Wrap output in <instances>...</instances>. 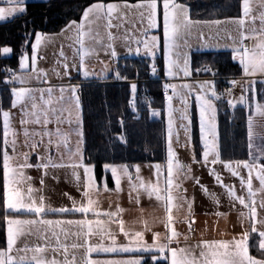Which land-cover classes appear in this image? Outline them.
<instances>
[{
	"label": "snow or ice",
	"instance_id": "6c2138e0",
	"mask_svg": "<svg viewBox=\"0 0 264 264\" xmlns=\"http://www.w3.org/2000/svg\"><path fill=\"white\" fill-rule=\"evenodd\" d=\"M7 7H0V22L9 18H15L23 15L27 11L26 0H7ZM242 16L239 18H228L225 20L215 19L211 21H193L189 16V9L177 0H162V25H163V46L165 60V74L170 77H177L182 74L183 77H190L192 69L190 67V58L182 55L179 51L181 40L191 34V31L197 25L217 26L235 25L236 36L228 33L232 40V60L237 61L242 70L241 84L242 94L238 99H229V107L235 109L238 104L250 110L247 118L248 123V159L228 160L221 158L218 144L217 132V107L214 100L221 99V95L215 90L214 82H197L199 92L195 95V101L199 110V129L200 141L202 144V158L197 160L195 148H192L191 156L193 163L200 164L209 168V175L213 176L215 181L225 188L230 200L238 202L243 208L247 209V214L240 213L241 224L247 219L251 224V229L244 230L239 238L233 236L232 239H201L195 246H179V233L175 228L174 210L179 211L184 205L187 206V216L185 222H189V230H192V204L185 195L186 189L183 187L186 180H194L200 184L199 177L192 174L190 165L180 161L178 153L174 149V142L179 143V132L176 128V119L174 113L178 111L172 105L173 97L180 95L177 92V85L165 84V90L171 89L172 95H167V137H166V157L163 162H157L148 165L154 169L152 175L154 179H145L141 175L140 165H134L135 172L130 171L128 165H105V170L110 171L111 180L114 182V188L109 189L107 178L100 184L94 175V167L84 163L82 150L83 131L82 119L79 115L80 100L77 95V85H60L59 101L64 100V93L70 92L71 99L75 102L77 109L76 131L77 139L73 148L68 133L61 132L57 127L53 132L49 130L48 125L55 122L57 125L62 123H72L71 111L67 108L59 110L51 108L53 103L52 96L54 86L31 87L28 86L32 81L38 85L47 84V72L38 67V61L44 59L41 55V49L54 39V35H64L71 33L66 39L70 41L68 47L73 48V55L79 57V71L85 78L90 73L86 67L85 61L91 56H96L98 50H103L106 55L112 59L117 58L118 53L113 42L117 37L111 32L112 28L119 29L122 23L113 24V20L126 21L129 13L135 14L141 23L147 20L149 29L157 28L158 22V0H138L136 3L123 2H105V0H96V2L87 6L79 21L71 20L61 29L59 34L50 36L42 32L35 33V41L31 44V56L25 51L20 56L19 69L21 73L5 69L9 77L4 81L11 85V109L20 110L21 131H17L12 126L11 110H4L0 107V116L3 120L2 142H0V166H2V205L3 221L6 224L5 247H0V264H145L142 259H93V253H148L151 255L152 264H264V219H258L259 209H264V199L257 200V195L264 194V146L257 148L253 144V115L251 109L254 107L255 113L264 117V0H242ZM259 21V26H257ZM250 25V26H249ZM103 30V31H102ZM203 33H201V37ZM125 46L132 51L129 38L124 37ZM27 43V40H26ZM137 47L136 54L140 53L139 45H143L144 50L155 56V50L160 47V38L151 36L150 40H135ZM0 52L9 54L12 49L3 47ZM62 58V65L65 69L64 75L69 76L70 68L67 63L68 58L63 51V45L59 52ZM76 67L75 64L72 65ZM157 71L155 64L152 66V72ZM195 71L212 72L210 67L197 68ZM59 77V72L56 73ZM120 78L119 72L116 73ZM215 76L216 73L212 72ZM69 78H71L69 76ZM233 87L240 84L239 80L229 81ZM261 85L260 93H257L256 85ZM19 85L18 87L15 85ZM187 90L191 95L193 86L184 83L180 86ZM136 85H132V91L135 93ZM229 97L232 96V90L226 89ZM210 93V95H209ZM249 93L251 94L249 96ZM47 94V99H45ZM180 102L184 106L180 111L179 119L185 123L180 124V128L185 133V144L187 147L192 142L191 124L189 115L190 105L185 96L180 95ZM45 106V107H42ZM134 107V104H133ZM68 112V117L63 116ZM51 113V115H50ZM153 115H159L153 111ZM121 123H123L121 121ZM30 125L39 126V130L31 128ZM23 135L22 146L28 151L18 152L21 147L19 136ZM53 137H56L54 140ZM47 138V139H45ZM124 137H121L123 140ZM63 148V151L61 149ZM40 149H43L41 153ZM53 152L55 155H53ZM35 154L38 162H31L32 155ZM220 164L231 173L238 177L241 189L246 191L245 195H238L234 185H225L220 173L215 165ZM43 170L40 178L41 185L44 184V177L49 174L50 169L70 168L75 178L78 190L81 185L82 199L72 200L73 206L51 207L45 203V197L38 195L41 189L32 186V178L25 174L29 168ZM79 169L83 170V177ZM241 169L246 170V178L241 174ZM127 180L129 186V199L134 198L135 203L140 205L141 198L146 197L149 201L153 199L163 208L165 215L163 217H153L152 222L141 217L143 225L142 230L126 229L125 221L120 218V214L125 209L117 205L115 211L99 210L100 201L98 197L104 192L114 191L119 194L123 191V181ZM254 180L258 182L259 187L254 188ZM201 190L215 198V194L209 193L205 185L200 184ZM133 193L135 196L133 197ZM144 210L141 209V212ZM81 214L80 219H47L50 214ZM91 214L94 218H89ZM217 216H224V213H215ZM32 217V218H21ZM103 217V219L101 218ZM117 223L119 232L128 240L127 244L120 245L117 241V235L111 230L110 225ZM159 223L165 228L162 234L153 231L154 226ZM258 225L260 226L258 228ZM64 226H74L75 231L66 230ZM151 232L152 243L149 244L145 239L146 233ZM253 234L258 237L257 251L259 257L250 254L249 240ZM75 236L76 242L70 245L65 241L69 236ZM36 236L38 240L44 241L43 244L29 245L27 242L22 247L18 242L22 238ZM61 236L64 239H61ZM98 237L100 242L92 243L91 238ZM190 237L185 235L187 241ZM82 239V243L79 241ZM110 240V245L105 246L103 241ZM55 241L53 245L51 242ZM176 245V246H173ZM71 249H84V255L80 261H77L75 253H69ZM198 250V251H197ZM51 251L52 257L49 258L46 253ZM29 253L31 255H29ZM62 255L63 259L57 258ZM71 256V258H69Z\"/></svg>",
	"mask_w": 264,
	"mask_h": 264
},
{
	"label": "trees",
	"instance_id": "16d2710c",
	"mask_svg": "<svg viewBox=\"0 0 264 264\" xmlns=\"http://www.w3.org/2000/svg\"><path fill=\"white\" fill-rule=\"evenodd\" d=\"M96 0H45L26 3L27 11L6 21L0 22V49L9 47V57H0V77L7 79L5 69L19 72V60L23 52L31 54V44L35 33L57 34L69 21H79L83 10ZM105 2H123V0H105ZM136 3L138 0H127ZM189 9L194 21H211L239 18L242 0H177ZM162 3V0H158ZM27 40V43H26ZM158 69L157 81L150 80L152 66ZM210 67L217 78V88L239 78L242 70L232 60L228 51L195 52L192 67L195 77L200 76L197 68ZM117 75H110L104 81L92 79L83 81L79 88L84 132V159L95 167L97 181L105 177V165H141L163 162L166 157V121L163 94V60L136 57L120 58L116 68ZM135 82L137 92L132 93L131 83ZM151 98V110L143 103V94ZM134 99V100H133ZM11 93L9 87L0 90L1 107L9 110ZM134 104V107H133ZM160 111V118H153L152 111ZM248 112L244 107L231 108L227 102L218 106V128L221 158L228 160L248 159ZM121 121L123 123H121ZM121 137H124L121 140ZM193 147L197 160L201 159L197 119H193ZM108 185L113 187L108 175ZM0 194H2V166H0ZM2 196H0V247H5L6 224L3 221ZM52 218H74L75 214L49 215ZM258 237L252 235L249 240L250 254L259 257ZM145 264H152L150 254L138 256ZM167 264V262H162Z\"/></svg>",
	"mask_w": 264,
	"mask_h": 264
},
{
	"label": "rangeland",
	"instance_id": "374dc122",
	"mask_svg": "<svg viewBox=\"0 0 264 264\" xmlns=\"http://www.w3.org/2000/svg\"><path fill=\"white\" fill-rule=\"evenodd\" d=\"M29 2L31 1H45V0H27ZM159 4V10H158V22L159 26L157 28L149 29L147 26V20H145L143 23L140 22L138 17L133 14L129 13L128 18L126 21H118L113 20V24L122 23V27L119 29L112 28L111 32L114 36L117 37V40L113 42L114 47L118 53L117 58L112 59L109 55H106L103 50H98V54L96 56H91L86 59L85 64L90 73L93 75H90L88 78H85L82 73L79 71V57L73 55V48L68 47V44L70 43L69 40L66 39L67 36L71 35V33H65L64 35H54V39L51 43H48L45 47L41 49V55L44 57V59H40L38 61V67L41 69H44L47 72V84L38 85L35 81H32L30 83L31 87H47L48 85L54 86V92L52 96L53 103L50 106L54 109H61V108H67L71 111V119L72 123H62L57 125L55 122L48 125L49 130L55 131L57 127L60 128L61 132L68 133L70 141L72 143L73 148L75 147V143L79 137L76 135V131L78 129L77 123H76V116H77V109L75 107V102L73 99H71L70 92L64 93V100L59 101L58 98L60 96L59 92V86L64 85H77L78 91L77 95L79 96V88L80 85L83 83H80L77 78L80 77L84 82L92 79H101V81H104L108 76L114 74L116 75V68L118 65V60L120 58H136V57H148V58H156L161 57L163 60V69H164V80H161L162 84H175L177 85V92L180 93V95H183L187 98L188 103L190 105L189 108V115L192 120L191 124V137L192 142L187 147L183 146L185 144L186 138L185 133L183 129H181L179 126L181 123H185L179 119L180 117V111L183 109V105L180 102V95L174 96L172 105L176 111L174 113V117L176 119V128L179 132V143L174 142V149L178 153L179 159L181 162H183L186 165H190L192 168V174L195 177H199L200 184L205 185L208 188L209 193L215 194V198H213L211 195L205 194L201 188L200 184H196L194 180H186L184 182L183 187L186 189L185 195L189 200L193 201L192 204V217L191 220L194 222H198V218H201L200 220L205 223V227L203 230L206 234H210L211 228H216L215 232L217 234H221L219 236H210L207 238L208 240L211 239H232L233 236H236L239 238L241 231L243 230H249L251 229V224L247 219L244 220L243 224H241V217L240 213L244 212L247 214V209L243 208L238 202H232L227 195V192L225 188L221 187L214 179L213 176L209 175V168L203 167L200 164L196 163H187L184 160L183 151H188L189 153L192 152L193 148V119L194 116L197 119V129H198V137H199V143L200 147L202 148V144L200 141V129H199V110L196 105L195 101V95L197 92H199L198 83L202 81H212L215 85V90L218 93L219 88H217V84L215 81V76H212V72H204L200 71V76L195 77L193 67H192V56L195 52H209V51H228L232 54V40L229 39L228 33H231L232 36H236L237 33L235 31V25H224L221 24L219 27L217 26H207L204 24L197 25L194 27L191 31V34L186 37L185 40H181L179 43L181 44V47L179 51L182 55H187L190 58V67L192 69V74L190 77H183L182 74L177 77L170 78L165 74V52H164V46H163V25H162V3ZM242 4V3H241ZM8 5H0V7H7ZM187 7V6H186ZM188 8V7H187ZM190 16V14H189ZM241 16H242V7H241ZM194 21V20H193ZM257 26H259V21L256 22ZM250 26V25H249ZM103 31V30H102ZM61 32V31H60ZM59 32V33H60ZM57 33V34H59ZM201 33H203V36L201 37ZM50 35V36H53ZM125 35L129 38L130 47L132 48V51H129V48L125 46ZM158 36L160 38V47L155 50V56L153 57L151 54L147 53L143 45H139L140 47V53L136 54L135 48L137 47L135 40H150L151 36ZM35 41V39H34ZM34 43V42H33ZM63 45V51L65 56L68 58L67 63L70 68L69 76L64 75L65 69L61 63H58V61H62V58L59 56V52L61 50V46ZM9 54H4L0 52V57H5ZM31 56V54H29ZM238 63L237 61H234ZM75 64L76 67L73 68L72 65ZM157 69V68H156ZM57 72H59V77L57 76ZM158 72V69H157ZM6 74V73H5ZM17 74H24L20 72H17ZM7 76V75H6ZM236 80L240 81V84H237L234 87V91L232 93V96L229 97L228 94L223 96L220 100L216 101L214 100V103L217 107V132H218V144H219V150H220V143H219V128H218V106L220 102H227L229 99H238L242 94L241 84L244 83V81L241 79V76L237 78ZM166 81V82H165ZM184 83L191 84L193 86V92L191 95L187 94V90L181 88L180 86ZM135 84V82L131 83ZM231 84V83H229ZM232 85V84H231ZM15 86H19L18 84ZM165 89V87H164ZM257 93H260L261 85L257 83L256 85ZM171 90V89H170ZM137 92V87L135 90V93H132L135 95ZM172 95V90L171 94ZM210 95V93H209ZM251 94L249 93V96ZM45 99H47V94H45ZM80 100V98H79ZM134 100V99H133ZM167 106L168 102L165 101L164 104V116L166 121V137H167ZM1 107V102H0ZM42 107H45L42 105ZM238 107H244L243 105L238 104L236 108ZM246 108V107H244ZM247 112L248 115L250 113V110L248 108ZM5 110V109H4ZM12 112V126L17 131H21V125L19 123L20 120V110L17 109H9ZM156 111V110H155ZM159 113V115H153L152 111V117L153 118H160L161 112L156 111ZM251 114L253 115V126H252V132H253V144L259 148L261 146H264V117L258 115L255 113L254 107L251 109ZM51 115V113H50ZM79 115L82 119V131H83V117H82V108L80 103V109H79ZM63 116L65 118L68 117V112H64ZM31 128H36L39 130V126L30 125ZM247 130H248V123H247ZM2 132H3V120L2 116H0V142H2ZM19 141L21 142V147L17 149L18 152H25L28 151L27 148L22 146V142L24 140L23 135L21 134L19 136ZM47 139V138H45ZM55 140L56 137H53ZM82 150H83V156H84V132H83V144H82ZM41 153H43V149H40ZM63 151V148L61 149ZM53 155L55 153L53 152ZM201 158H202V152H201ZM31 162L36 163L38 162L36 160L35 154L31 157ZM85 163V159H84ZM86 164V163H85ZM93 166V165H91ZM114 166H120V165H114ZM130 167V171L133 173L135 172L134 167ZM94 167V166H93ZM216 168V170L220 173V175L223 178V183L225 185H234L235 189L237 191L238 195H245L246 191L244 189H241L240 181L238 177H234L231 175L230 172H228L226 169L223 168L222 165L217 164L213 166ZM142 170V169H141ZM80 173H83L82 169H79ZM150 171V169H148ZM104 173L105 178H107L108 175H111L110 171H106L104 167ZM25 174L32 178L31 184L36 189H41V192L38 193V195H43L45 197V203L47 205H50L51 207H66L72 204V200L69 199V197L74 198L76 201L78 200L77 194H75L74 189L76 186V183L74 181V177H69V174L72 175V170L70 168H63V169H50L49 174L44 177V184L41 185L40 178L43 175L42 169H37L35 167L29 168L25 170ZM241 174L245 176L246 178V170L241 169ZM67 175V176H66ZM94 175H95V167H94ZM96 176V175H95ZM67 177V178H64ZM60 179H62V182H60ZM66 180H71L67 181ZM108 180V179H107ZM258 182L254 180V188H258ZM121 195V194H120ZM119 195V196H120ZM257 200L264 199V194L257 195ZM133 202V200H132ZM117 205L114 204L112 207V203H106L105 208L108 210L115 211ZM119 207L123 208V205L119 204ZM224 213V216H217L215 213ZM127 213V210L124 211V214ZM258 219H264V209L258 208ZM179 215V216H178ZM122 216V213L120 214ZM164 214H159L158 217H163ZM187 216V206L184 205L179 211L174 210V219L176 221H185V217ZM155 217V216H153ZM25 218V217H21ZM143 218L149 220V223L152 222V218L150 216V213H147L144 207L143 211ZM138 222V221H137ZM189 223V222H186ZM159 227H163L162 224L158 225ZM260 226L258 225V228Z\"/></svg>",
	"mask_w": 264,
	"mask_h": 264
},
{
	"label": "crops",
	"instance_id": "0c3cea01",
	"mask_svg": "<svg viewBox=\"0 0 264 264\" xmlns=\"http://www.w3.org/2000/svg\"><path fill=\"white\" fill-rule=\"evenodd\" d=\"M27 2H29V1L26 0V3ZM9 19H11V18H9ZM11 53H10V55H11ZM10 55H7L5 57H9ZM144 58H148V57H144ZM19 72H20V70H19ZM99 80H101V79H99ZM216 80H217V78L215 77V81ZM3 87H9L10 93H11V85L10 86H6V84L2 81V79L0 77V90ZM182 154H183V157L185 159L184 160L185 162H187V163H189V162L191 163L192 162L193 163L191 152L189 153L188 151H183ZM148 165H150V164H141L140 165V167L142 169L141 170V175L146 180L149 179V178L154 179L155 177L152 175V173L154 172V169H150L148 167ZM132 166H134V165H132ZM148 169H150V171H148ZM70 176L74 177L73 174L72 175L69 174V177ZM109 176L111 177V175H109ZM64 178H67V177H64ZM104 178L101 181H97L98 184H100L102 181H104ZM73 179L75 181V178H73ZM81 179L82 180L84 179L83 173H81ZM67 181H71V180H66V182ZM60 182H62V179H60ZM75 183H76V181H75ZM112 184H113L112 188H110L109 185H108L109 189H113L114 188V182L113 181H112ZM75 188L76 189H74V192H75V194H77V197H78L77 201H80L82 199L83 187L81 185L80 189L78 190L77 185H76ZM134 196H135V193H133V197ZM98 199L100 201L99 210H101V211L107 210L105 208V206H106V203H108V202L112 203V207L114 206V204L123 205L125 211L127 210V213L124 214V212H123L122 216H120V218L125 221L126 229H130V230H142L143 229V225H142V222H141V217H143V212H141V209L144 210V207H145L146 212L150 213V216H151L152 219H153V216L158 217L159 214H164L165 215V213L163 211V208L160 207L155 202L154 199L152 201H149L146 197H142L140 205H137L135 203V199L134 198L132 199L133 202H132V200L130 201V199H129V186H128V183H127L126 179L123 181V191L121 193L116 194L114 191L104 192L98 197ZM72 206L73 205H69V206H66V207L71 208ZM66 214H68V213H66ZM50 215H54V214H50ZM59 215H65V214H59ZM75 215H77L79 217H74V218H52V217H48L47 216L46 218L47 219H80V218H82L81 214H75ZM25 218H32V217H25ZM89 218H94V217H92L91 214H89ZM101 218L103 219V217H101ZM200 219L201 218H198V222L197 223L196 222L192 223V230L191 231L189 230L188 223H186L185 221H179V222L176 221L175 228H176V230L179 233H181V235L179 237V246L180 247H184L185 245L195 246L201 239H207L210 236H219V235H221V234H217L215 232L216 228H211L209 230L210 234H206L205 231L203 230V228L205 227V223L202 222ZM158 225H160V224L157 223L154 226L153 231H157V232H160V233L163 234L165 232L164 226L163 227H159ZM64 227L66 228V230L75 231V227L74 226H64ZM110 227H111V230L113 232H115L116 235H117L118 244L123 245V244H127L128 243V240L119 232V227H118L117 223H112L110 225ZM243 231H241V233ZM185 235L190 237L187 241H185V239H184ZM254 235H256V234H254ZM61 239L63 240L64 237L61 236ZM145 239L147 240V242L149 244L152 243V234H151V232L146 233ZM76 240H77V238L75 236H71L70 235L65 242L70 245L71 243L76 242ZM25 242H27L29 245L43 244L44 243V241L38 240L36 236H29V237H26V238H22L21 241L18 242V246L22 247ZM79 242L82 243L83 242L82 239ZM91 242L92 243H97V242H100V241H99L98 237H93V238H91ZM51 243L54 245L55 241L53 240ZM103 243H104L105 246H108V245H110L111 242H110V240L105 239L103 241ZM173 246H176V245H173ZM73 252L76 255L77 261H80L82 259L83 255H84V249L80 248V249H75L74 250V249L69 248V253L71 254ZM142 254H148V253H93L92 254V258L93 259H99V260H106V259H134V258H138V256L142 255ZM29 255H31V254L29 253ZM46 255L49 258H51L53 253L51 251H49L48 253H46ZM57 258L63 259V256L62 255H58ZM69 258H71V256Z\"/></svg>",
	"mask_w": 264,
	"mask_h": 264
},
{
	"label": "built area",
	"instance_id": "2783aa9c",
	"mask_svg": "<svg viewBox=\"0 0 264 264\" xmlns=\"http://www.w3.org/2000/svg\"><path fill=\"white\" fill-rule=\"evenodd\" d=\"M0 4H1V5H7V0H0ZM6 75H7V74H6ZM150 75H151V76H150V80H152V81H157V80H159V79H158V76H159V75H158V72H157V71H156L155 74H153V72L151 71V74H150ZM226 89H231L232 92L234 91V87H233L232 85H225V86H223V87L219 90V92H218V94L221 95V98L227 94ZM163 94H164L165 96L170 95V94H171L170 89H168V90H165V89H164ZM143 103H144V105H145V107H146L147 109L151 110V107H152V104H151V98H150V96H149L147 93H144V94H143Z\"/></svg>",
	"mask_w": 264,
	"mask_h": 264
},
{
	"label": "water",
	"instance_id": "95a60500",
	"mask_svg": "<svg viewBox=\"0 0 264 264\" xmlns=\"http://www.w3.org/2000/svg\"><path fill=\"white\" fill-rule=\"evenodd\" d=\"M6 86H9V85L6 84Z\"/></svg>",
	"mask_w": 264,
	"mask_h": 264
}]
</instances>
